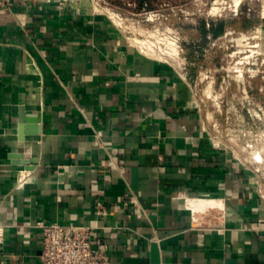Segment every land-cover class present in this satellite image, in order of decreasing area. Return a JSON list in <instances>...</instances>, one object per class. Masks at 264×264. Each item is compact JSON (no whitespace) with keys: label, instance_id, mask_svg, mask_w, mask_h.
Segmentation results:
<instances>
[{"label":"crops","instance_id":"crops-1","mask_svg":"<svg viewBox=\"0 0 264 264\" xmlns=\"http://www.w3.org/2000/svg\"><path fill=\"white\" fill-rule=\"evenodd\" d=\"M114 21L0 0V262L40 264L36 224L57 222L91 226L110 264H264L254 170L206 130L187 74Z\"/></svg>","mask_w":264,"mask_h":264},{"label":"rangeland","instance_id":"rangeland-1","mask_svg":"<svg viewBox=\"0 0 264 264\" xmlns=\"http://www.w3.org/2000/svg\"><path fill=\"white\" fill-rule=\"evenodd\" d=\"M89 1L113 12L137 48L152 46L187 74L206 130L254 170L264 196V0Z\"/></svg>","mask_w":264,"mask_h":264},{"label":"built area","instance_id":"built-area-1","mask_svg":"<svg viewBox=\"0 0 264 264\" xmlns=\"http://www.w3.org/2000/svg\"><path fill=\"white\" fill-rule=\"evenodd\" d=\"M36 226L41 229L42 234L40 264H110L103 245L91 239L93 231L91 226L57 222L47 224L38 222ZM2 240L3 227L0 225V243ZM0 264L5 263L0 262Z\"/></svg>","mask_w":264,"mask_h":264},{"label":"bare ground","instance_id":"bare-ground-1","mask_svg":"<svg viewBox=\"0 0 264 264\" xmlns=\"http://www.w3.org/2000/svg\"><path fill=\"white\" fill-rule=\"evenodd\" d=\"M242 1L245 2L246 0H234V3H235V4H238V3H241ZM236 6H237V5H236ZM110 15L113 16V15H114L113 12H110ZM116 21H117V18H116ZM117 22H118V21H117ZM138 49L141 50L142 52H144L145 54H148V55H150V54H151V55L154 54L153 56H154L155 58L167 62V60H166V58H165L164 56H162V57H157V56H158V52L156 53L155 50H154V48H153L152 46H149V45H147V44H144V48H143L142 46H139ZM161 50L164 52L163 54L166 53V56H168V57L171 56V58L177 59V55L174 54L175 51H172V50L169 49V48H165L164 50H163V48H160L159 51L161 52ZM175 53H176V52H175ZM173 54H174L175 56H174ZM155 55H157V56H155ZM205 203H206V201L198 200L196 203H191V205H192V206H193V205H194V206H197V204H198V207H200V205L205 204Z\"/></svg>","mask_w":264,"mask_h":264},{"label":"trees","instance_id":"trees-1","mask_svg":"<svg viewBox=\"0 0 264 264\" xmlns=\"http://www.w3.org/2000/svg\"><path fill=\"white\" fill-rule=\"evenodd\" d=\"M139 1L140 3L141 2H144V0H137ZM141 5V4H140ZM140 8V7H139ZM224 24L221 22L219 23L215 28H212L210 30V33L213 35V36H218L219 34H221L223 32V29H224Z\"/></svg>","mask_w":264,"mask_h":264}]
</instances>
